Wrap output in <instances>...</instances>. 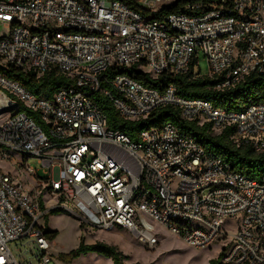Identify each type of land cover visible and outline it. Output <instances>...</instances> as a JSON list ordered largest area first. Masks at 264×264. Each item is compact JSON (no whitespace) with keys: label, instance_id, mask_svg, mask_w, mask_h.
<instances>
[{"label":"built area","instance_id":"2783aa9c","mask_svg":"<svg viewBox=\"0 0 264 264\" xmlns=\"http://www.w3.org/2000/svg\"><path fill=\"white\" fill-rule=\"evenodd\" d=\"M131 1L145 13L123 0H0L9 29L0 36V160L12 167L0 169V264L50 263L43 220L55 208L84 231L124 229L153 247L163 226L195 249L220 242L221 264H264V177L231 170L170 123L132 141L108 129L94 99L102 94L129 121L174 107L215 134L230 127L235 145L263 152L264 103L229 111L184 98L173 84L158 91L110 71L214 77L217 88L263 73L264 0L187 3L205 10L161 20L145 14L177 0ZM18 69L55 71L71 83L36 97L4 75ZM12 243L28 249L16 256Z\"/></svg>","mask_w":264,"mask_h":264},{"label":"trees","instance_id":"16d2710c","mask_svg":"<svg viewBox=\"0 0 264 264\" xmlns=\"http://www.w3.org/2000/svg\"><path fill=\"white\" fill-rule=\"evenodd\" d=\"M126 4L137 11L145 13V8L135 4L131 0H123ZM213 0H177L174 4L163 6L157 12L145 14L153 19L161 20L163 16L169 14H198L205 10V7L197 9L186 8L187 3L207 4ZM117 73H124L136 80L138 83L162 91L167 85L173 84L177 88V92L184 98H199L212 103L214 106L229 111L239 110L242 106L260 102L264 103V72H251L244 76L239 82L226 88H217L218 81L214 77L202 76L195 79L188 75H169L161 74L156 78L150 77L148 74L131 67H118L110 71L113 76ZM4 75L18 82L26 91L40 98H51L59 89L68 86L71 80L63 74L50 71L37 76L32 70H9ZM94 99L104 113L107 120V127L112 131H120L125 133L132 141H137L139 134L149 128L160 127L165 123H170L179 132L190 136L197 142L206 152L220 158L226 163L231 170L242 173L246 177L253 180H260L264 177V151L255 152L250 145H235L230 134L232 129L227 127L220 133L215 134L210 129L208 123L198 124L195 121H188L180 117L176 108L165 106L152 111L146 118L129 121L123 119L115 110L111 102L100 93L94 94ZM25 114L32 116L37 120L33 112L28 111L24 107L20 109ZM41 126V125H40ZM62 213V210L55 208L49 211V215ZM48 218H45L44 233L49 241H52L57 231H49L46 227ZM79 228L82 227L79 225ZM96 253L111 261L112 264H124L126 256L119 251L116 246L105 243L103 241H95L86 243L84 237L81 236L78 246L68 253H61L58 258L63 261H70L72 258L81 254ZM220 252L215 258H211L208 264H221Z\"/></svg>","mask_w":264,"mask_h":264},{"label":"rangeland","instance_id":"374dc122","mask_svg":"<svg viewBox=\"0 0 264 264\" xmlns=\"http://www.w3.org/2000/svg\"><path fill=\"white\" fill-rule=\"evenodd\" d=\"M8 34L9 29L0 21V36H7ZM200 67L202 72L206 71L204 59L200 60ZM30 163L37 167L34 160H30ZM0 169L2 171L12 170V167L0 160ZM47 203H50V201L47 200ZM47 218L49 224L57 230V235L50 244L51 261L48 264H112L109 259L96 253L81 254L70 261L59 259V254L68 253L78 246L81 236L84 237L86 243L103 241L116 246L126 256L124 264H208L209 259L215 258L221 249L220 242L207 249L189 247L163 226L155 228L157 244L148 247L143 243L142 238H134L124 229L84 231V229L79 228L77 218L67 211H62V213L56 215H48ZM43 222L45 226V219ZM10 247L16 256H19V250L28 249V246H14V243ZM20 258L22 261L27 259L24 254L20 255ZM32 264H38L35 258H32Z\"/></svg>","mask_w":264,"mask_h":264},{"label":"crops","instance_id":"0c3cea01","mask_svg":"<svg viewBox=\"0 0 264 264\" xmlns=\"http://www.w3.org/2000/svg\"><path fill=\"white\" fill-rule=\"evenodd\" d=\"M48 201H50L49 199H47ZM46 227L49 231H54L56 230V228L52 227L50 224H49V219L47 220V223H46ZM57 231V230H56ZM55 239V238H54ZM53 239V240H54ZM99 258H102V257H99Z\"/></svg>","mask_w":264,"mask_h":264}]
</instances>
